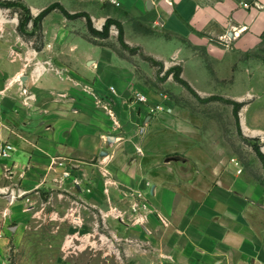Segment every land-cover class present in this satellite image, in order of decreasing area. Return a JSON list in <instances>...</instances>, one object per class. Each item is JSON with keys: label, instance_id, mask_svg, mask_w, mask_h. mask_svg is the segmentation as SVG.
<instances>
[{"label": "rangeland", "instance_id": "374dc122", "mask_svg": "<svg viewBox=\"0 0 264 264\" xmlns=\"http://www.w3.org/2000/svg\"><path fill=\"white\" fill-rule=\"evenodd\" d=\"M11 1H16L19 5L10 8L0 5V66L3 68L0 72V87L3 89L1 95L7 103L3 110L6 116L4 120L7 119L11 126H15V113H21L25 122L29 119L42 122L38 128H32V136L28 134L24 139H17L13 133L4 139L0 138V212L4 213L11 208L14 201L18 209L16 216L0 217V262L5 260L7 264H136L141 253L145 255L144 248L148 255L154 254L151 253L155 251L153 244H144L143 234H139L137 227H143L146 222H137V218L130 215V207L136 202L132 198L138 194L143 195L142 199L148 206L147 210L140 211L141 215L150 210L151 201L142 189L143 184L140 187L137 185L135 189L126 188L124 184H114L120 187L116 195L118 198L109 200L108 180L113 175L109 172L110 167L115 164L117 170L124 175L139 161L138 157H141L152 164L150 165L153 175L158 173L155 165L167 162L166 158L176 156L175 154L183 159L187 157L183 153L166 150L157 152L153 146L144 156L138 153L131 155L128 148L123 147L117 151L116 160H109L108 153H113L114 148L113 142L110 143V137L107 136V121L112 117L111 110L117 106V98L124 101L126 111L130 110L129 102H135L137 94L145 95L146 103H137L135 106V109H145V117L159 111L173 113L175 119L162 121L166 133L172 134L181 128L190 129V139L204 144L206 149L209 148L207 153L212 158V166L226 163V167L221 168L226 172L229 170L228 166L236 169L232 163V160L236 159L240 164V167H237L238 172H242L241 175L264 185V164L256 151V147H259L264 154V132H245L247 126H258L264 131V71L257 68H254V73L251 70L245 71L246 62H250L253 57L251 52L243 53L244 61L239 65V68L243 69L239 70L235 82L233 78L236 74L232 79H215L214 82L210 75L208 76L207 68L205 71L195 67L193 73L188 71L194 83L200 81L209 85L208 88H201V91L193 88L197 93L195 95L177 82L173 74H167L170 69L178 67V63L158 60L141 46L139 37H154L155 31L152 29L131 22L128 39L125 37L126 42L124 41L123 45L119 40L116 25H111L110 37L101 38L89 31L86 18L69 19L58 8L38 25L33 23L38 14L53 4H60L71 14H75L84 12L85 7L95 11L103 10L106 6L102 5L101 1ZM108 19L101 26L95 24L97 19L93 20L94 27L102 31ZM25 20L28 22L21 31V24ZM165 35L168 39L172 38L168 33ZM233 37L223 40L222 43L228 48L231 47ZM170 46L171 50L175 48L173 42ZM75 47L100 51V64H83L84 72L92 66L90 71L96 73V78H93L96 79L94 87H87L85 83L81 88L65 86L43 95L38 102L32 101L35 89L40 91V88H37L40 79H34L27 84L28 77L34 71L30 63L38 56L40 60H44L41 53L45 48L52 50L53 54L46 57V60L55 57L65 63L68 55L65 58L63 55L57 56L56 53ZM113 53L124 61V69L123 66L114 67L108 64V59ZM233 56L234 54L227 55L226 61H230L229 58ZM256 60L264 64V56L256 57ZM213 64L208 63V68L211 69V75L216 77ZM67 66L72 70L70 72L65 69L68 73L65 80L69 82L71 77H74L70 73L74 74L75 70L79 69L70 63ZM118 73L125 76L121 78ZM84 76L92 82L89 72ZM82 94L96 96L98 101L92 106L97 109L101 129L96 137L101 144L97 149L99 153L94 155L96 158H86L80 162L74 158L66 163L52 159L54 165L62 168L54 169L47 164L46 158L50 156L42 147L35 146V136H43L44 130H48L47 121L52 118V112L60 111V105H56L58 97L66 99ZM226 100L244 103L239 112V125L233 105ZM70 104L72 106V103ZM88 106L84 107V112L89 111ZM178 118L180 120H176ZM173 123H180L181 127L176 125V128ZM29 140L33 142L29 144ZM150 143L154 144L155 139ZM9 145L13 148L12 152L4 156L2 150ZM190 155H201V152ZM20 160H24V166L19 164ZM175 183L178 188L185 184L178 183L177 180ZM147 186L151 185L148 183ZM125 190L129 191V195L125 194ZM129 198L132 199L130 206V202H127ZM92 199L99 203L96 204ZM142 199L136 200L141 203ZM112 211H115L116 215L112 214ZM134 225L136 227H132ZM124 226L134 228L133 235L125 231Z\"/></svg>", "mask_w": 264, "mask_h": 264}, {"label": "crops", "instance_id": "0c3cea01", "mask_svg": "<svg viewBox=\"0 0 264 264\" xmlns=\"http://www.w3.org/2000/svg\"><path fill=\"white\" fill-rule=\"evenodd\" d=\"M101 4L106 8L99 11L87 7L84 9V12L90 14L92 21L98 20L95 22L97 26H101L108 18L117 21L123 27L124 41L125 37L128 39L131 22L154 30V37H139L141 46L158 60L178 63L183 79L199 91L209 85L191 80L193 78L188 71L193 73L195 67L205 71L207 68L208 76L213 81L232 79L236 74L233 78L235 82L239 70L243 69L239 68L241 61H244L243 53L251 52L253 57L250 62H246L245 71L251 70L254 73V68L264 71V64L256 60V57L264 56V0H121L119 7L103 2ZM116 27L118 28L117 25ZM167 33L171 35V39L167 38ZM232 37V45L228 48L222 41ZM172 42L175 47L173 50L170 46ZM90 49L75 47L58 51L57 56L63 55L66 58L68 55L69 58L64 63L55 57L46 60V57L53 54L52 50L45 48L41 53L44 60H40L38 56L30 63L34 71L28 77L27 84L40 79L37 85L40 91L35 89L32 101L38 102L43 95L65 86L81 88L86 84L93 88L96 73L90 71L92 66L84 72L83 64H100V51ZM230 54H234L235 59L233 56L229 58L230 61H226V56ZM79 55L82 57H78ZM96 55L99 57L95 58ZM69 63L79 70H75L74 74L70 73L74 77L66 82L68 73L65 69L72 71L67 66ZM208 63H214L216 77L211 75ZM108 64L123 66L124 69V61L115 53L110 55ZM1 71L3 68L0 66ZM88 72L92 82L84 76ZM117 75L121 78L125 76L120 73ZM248 76L251 77L249 74ZM0 92V138L4 139L13 133L17 139H24L28 134L32 136V128H38L42 121L29 119L25 122L21 113H15V126H11L7 119L4 120L6 116L3 110L7 103L1 95V87ZM66 99L61 96L56 99L60 111L52 112V118L49 121L46 119L48 130H44L43 136H35L34 141L37 148L42 147L50 156L46 158L47 164L54 169L62 168L54 165L52 159L66 163L72 158L79 162L86 158H96L94 155L99 153L97 149L101 146L99 138H96L101 131L99 117L97 109L92 106L98 102L96 96L82 94ZM116 101L117 106L111 110L112 117H107V136L114 148L113 153H108L109 160H116L117 151L123 147L128 148L131 155L138 153L144 156L153 146L157 152L166 150L183 153L187 157L183 159L175 154L176 156L166 158V165H155L158 173L153 175L152 164L138 156L136 159L139 158V161L124 175L117 170L115 164L109 166V172L113 174V178L108 180L109 200L118 198L116 195L120 187L114 184H124L131 189L143 184L142 189L151 201L150 210L145 215H141L142 211L134 213L130 207V215L136 217L137 222H146L143 227L137 226L139 234H143L142 241L144 244H153L155 250L151 252L153 255H148L144 248L146 253H141L136 264H264V185L241 175L242 172H238L240 164H237L236 159L232 160L236 169L228 166L229 170L226 172L221 170L226 167V163L212 166V158L207 153L209 148L190 139V129L181 128L176 129L175 133H166L162 121L175 119L170 111L154 112L145 117V109H135L137 102H129L130 110L124 111V101L120 98ZM141 104L138 106L141 107ZM86 106L89 111L84 112ZM172 125L181 127L180 123ZM261 130L258 126L245 127V132L253 134L264 132ZM154 139L155 143L151 144ZM31 142L33 141L29 140V144ZM196 152H201V155H190ZM20 161L19 164L24 166V160ZM176 180L178 183L184 182L183 187L178 188ZM28 181L29 178L26 182ZM148 183L151 186H147ZM125 194L129 195V191L125 190ZM132 199L137 201L138 198L135 196ZM132 199L127 201L130 202L129 206ZM94 202L97 204L98 201ZM12 204L4 213L0 212V217L18 214L15 201ZM112 214L116 215L115 211ZM132 227L124 226V229L132 234Z\"/></svg>", "mask_w": 264, "mask_h": 264}, {"label": "trees", "instance_id": "16d2710c", "mask_svg": "<svg viewBox=\"0 0 264 264\" xmlns=\"http://www.w3.org/2000/svg\"><path fill=\"white\" fill-rule=\"evenodd\" d=\"M0 5L1 6H5L7 8H10V7H13V6H16V5H19V3H17L16 1H11V0H4V1H1L0 0ZM21 6V5H20ZM27 8V7H26ZM56 8H58L61 13L63 15H65L67 18L69 19H75V18H79V17H84L86 18V21H87V27L89 29V31L95 35V36H98V37H101V38H107L109 36V33H110V28H111V25L112 24H116L118 26V29H119V40L120 42L125 45V42H124V31H123V27L120 23H118L117 21L115 20H112V19H108L107 22L105 23L104 25V28L102 31H98L97 29H95L94 27V24H93V21H92V18L90 16V14H88L87 12H80V13H75V14H71L69 11H67L63 6H61L60 4H53L51 5L50 7L46 8L45 10H43L40 14H38L34 20H33V23L35 25H38L39 23H41L43 21V19L49 14L51 13L53 10H55ZM26 10L29 11V9L27 8ZM28 22V20H25L23 21V23L21 24V31H22V27L24 25H26ZM181 73H182V69L181 67H174L172 69H170L168 71L167 74H173L175 80L177 82H179L181 85H183L184 87H186L189 91H191V93H194L195 95L197 94L194 89L191 87V85L185 80L182 78L181 76ZM227 101V100H226ZM228 103L232 104L233 105V108H234V115H235V118L237 120V123L239 125V121H240V118H239V112L241 110V108L244 106V103H241V102H237V101H233V100H228L227 101ZM240 128V127H239ZM256 151L258 153V155L260 156L263 164H264V154L260 151V148L259 147H256Z\"/></svg>", "mask_w": 264, "mask_h": 264}, {"label": "built area", "instance_id": "2783aa9c", "mask_svg": "<svg viewBox=\"0 0 264 264\" xmlns=\"http://www.w3.org/2000/svg\"><path fill=\"white\" fill-rule=\"evenodd\" d=\"M99 1H101V2H103L105 4H110V5H114V6H117V7L121 6V0H99ZM134 101L137 102V103H146L147 97L145 95H142V94H137L135 96ZM12 149L13 148L10 145L6 146V148H4L2 150V154L4 156H8V154H10L12 152ZM142 196H143L142 194H138L137 197L142 199ZM142 200L143 201L141 203L136 201V202H134L132 204V208L131 209H132V211L134 213H138V212H140L142 210H147V208H148L147 203H146V201H144V199H142ZM0 264H7V262L5 260H3V261L0 262Z\"/></svg>", "mask_w": 264, "mask_h": 264}]
</instances>
